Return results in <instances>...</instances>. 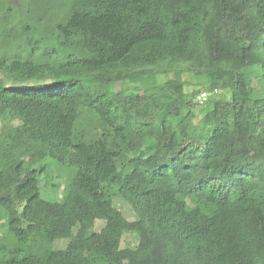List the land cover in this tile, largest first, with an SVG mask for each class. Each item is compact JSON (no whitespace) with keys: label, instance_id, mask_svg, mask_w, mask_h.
<instances>
[{"label":"trees","instance_id":"16d2710c","mask_svg":"<svg viewBox=\"0 0 264 264\" xmlns=\"http://www.w3.org/2000/svg\"><path fill=\"white\" fill-rule=\"evenodd\" d=\"M0 76V264H264V0H0Z\"/></svg>","mask_w":264,"mask_h":264},{"label":"rangeland","instance_id":"374dc122","mask_svg":"<svg viewBox=\"0 0 264 264\" xmlns=\"http://www.w3.org/2000/svg\"><path fill=\"white\" fill-rule=\"evenodd\" d=\"M184 78L189 80V81L191 80L187 76H185ZM0 79L2 80L1 76H0ZM2 81H3L4 86L17 85L15 83H13L11 81H7L5 79ZM192 83L196 84L197 81L193 80ZM253 83H254V86L257 87V82L254 81ZM119 86H120L119 83L115 84V90H118ZM192 89H193V85L188 88L189 91H191ZM218 96H220V94L214 95V98H218ZM197 97H196V100H197ZM171 106H172V104L169 102L161 103L156 110V115L158 116V118L162 119V117L166 114L167 110ZM198 118H199V116L196 119H190L189 118L187 120L192 131H194V129H195ZM44 175L51 177L52 178V184L57 187L55 195L44 196V198L48 201H51V202L62 203L64 201L63 182L66 179L67 171L64 169L50 167L49 169H47L44 172ZM114 205L121 212L122 218L120 220L114 221V222L96 221L93 229H91L90 232L91 233L92 232H99L102 228L107 227V226H113V227L121 228L124 230V235L122 237L120 247L121 248H125V247L134 248L138 242V238H137L136 234L134 233V222L136 220V215L133 213L130 206H128L125 203H122L121 201H119L117 199L114 200ZM65 244H66V241H57L54 243V248L55 249H62L65 247Z\"/></svg>","mask_w":264,"mask_h":264},{"label":"built area","instance_id":"2783aa9c","mask_svg":"<svg viewBox=\"0 0 264 264\" xmlns=\"http://www.w3.org/2000/svg\"><path fill=\"white\" fill-rule=\"evenodd\" d=\"M206 97H207V93H205V92H201V93L198 95L197 100L201 103V102L205 101Z\"/></svg>","mask_w":264,"mask_h":264}]
</instances>
